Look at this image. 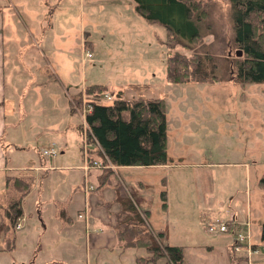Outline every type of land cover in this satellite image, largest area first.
<instances>
[{
    "label": "rangeland",
    "instance_id": "1",
    "mask_svg": "<svg viewBox=\"0 0 264 264\" xmlns=\"http://www.w3.org/2000/svg\"><path fill=\"white\" fill-rule=\"evenodd\" d=\"M20 1L21 5L23 1L27 3V0ZM193 1L199 9L204 11L200 15L201 19L197 21L199 36L187 47L178 45L176 49L185 55L193 53L201 56L208 55L207 69L210 74L219 78L216 82L208 79L204 82L190 81L184 84L167 83L164 67L167 48L165 30L162 26L147 23L141 16L135 15L132 0H99L97 4H83L81 10L73 0L52 11L49 33L54 40L56 50L53 51H55L54 55L57 58L55 62L62 77L60 79L67 89L70 83L72 87L77 88L70 98L58 84L53 82L47 85L44 91L37 93L44 118L40 129H48L38 140L37 146H40L41 142L47 145L49 141L58 138L60 131L65 133V137L55 141V155L51 156L53 157L51 164L58 170L48 171L44 178H41L42 173H40L34 181L38 188L33 186L31 189L32 177L28 174L23 176L25 174L18 175L13 171L11 175H6L10 180L8 182L10 189L14 188L11 182L14 178L21 179L29 185L30 192L23 195L25 197L22 201L26 220L34 221L36 216L32 211H35L34 206L37 200L43 202L49 200V197L61 201V205L64 204L72 219L71 223H66L60 231L54 227L55 225L51 226L52 231L49 236H55L57 239L48 238V240L59 242V237L62 236L64 241L59 243L58 255L49 253L44 255L63 258L67 261L74 258L78 262H81V258L87 260L90 257V264H134V260L137 264L138 258H145L146 264H158L160 260H163L161 263L165 264L163 257L148 262V259L153 256L143 248H122L117 245L114 235V229L117 226L115 217L117 207L112 202V195L109 194L114 185L120 184V181L116 178L114 166L108 161H103L98 155L99 152H96L98 156H95L94 150L97 147L90 145L86 140L87 157L93 154L88 160L96 163L89 168L96 166L98 170L92 171L94 185L88 186L85 192L87 193V190L93 187L88 195L93 194L92 196H96L97 200L91 201L89 197L88 208L85 207L83 214V194L80 189L73 191L75 186H80L82 180V172L76 168L80 165L79 146L84 145L83 140L80 144L81 138L75 128L83 124L81 120L88 102L85 88L89 84L97 83L106 85L108 91L105 94H108L110 98L116 92H120L126 99H133L139 93L145 96H150L149 92L159 94L158 97L164 100L165 115L167 114L172 129L176 130L173 132V138L167 143L174 148H182L181 145L189 146L193 152H198L197 155L190 157L196 156L194 161H198V155L204 154L207 160L221 163L192 166L184 160L182 164L177 161L178 165L168 168L126 171V175L121 177L124 178L127 186L135 187L134 184L141 181L140 183L145 184V189L142 191L147 189L144 194L148 195L145 205L147 210H145L141 204V198L137 200V197L142 195H135L132 192L135 195L136 200H134L130 190L120 184L127 197L134 203L144 223L143 226L138 225L135 228L133 226L135 220L129 214V219L132 218V220L125 221L128 226H133L134 231L139 227L147 229L157 243L156 246L165 243L162 235L155 231L166 232L171 241L170 246L181 248L180 264H227L228 255L229 258L233 256L235 259L248 250V233L244 234L247 237L241 243L239 242V245L232 244L231 250L236 251L233 253L226 247V242L223 243L218 238L220 237L218 234L205 231L208 221H229L233 213L240 218L248 214L255 234L258 233L260 221L264 216V192L258 181L264 173V83L233 82L235 67L242 60L243 53L233 42L229 0ZM28 7L31 12L35 11L29 5ZM18 10L23 16V22L19 20L18 27L19 30L24 31L25 24L28 25L32 18L29 15L30 11L22 7L23 13L19 5ZM41 13L43 11H36V15L43 18ZM137 19H140V25L137 24L140 22ZM83 33L84 35L90 33L94 38L92 53L86 49L88 42L84 40L85 37L79 41V34ZM81 42L84 53L85 51V54L90 53L87 60L83 57L84 72L81 71L77 57L81 52ZM59 48L65 49L66 52L57 51ZM238 52L239 55H237ZM65 53H72V55L67 58ZM92 55H94L93 58H91ZM44 62L46 61H35L41 64ZM75 63L78 64L76 74ZM211 64H214V68H211ZM25 92L29 91L25 90ZM104 102L108 101L104 100ZM25 124H27L26 121L21 126ZM5 125L8 127L9 135L16 132L14 128L9 127V121H6ZM20 130L14 139L15 144H24L22 146L25 147L35 145V142L26 144V138L31 137L39 129ZM21 133L24 134L22 139ZM81 133L82 137L85 133L83 127ZM62 141L66 143L65 148ZM61 150L63 154H60ZM22 154L26 159L29 158L34 162V154L31 152ZM22 159V157L12 158L15 163L23 161ZM241 161L250 166L249 170L244 163H236ZM61 167L66 169L59 170ZM24 170L29 173L26 168ZM95 174L99 175L98 179L94 178ZM39 178L41 179L38 180ZM161 179L164 181L166 179L163 187ZM72 185L75 186L72 187ZM21 186L19 185L21 190L25 189ZM161 191L166 193L165 207H162L163 193ZM15 192L19 196V192ZM23 196L18 201L19 206ZM10 204L8 203L9 207ZM111 205L114 206L111 207ZM52 206L50 203L46 211L50 221L53 220L51 213L56 209ZM9 207V213L13 214V209ZM91 211V216L94 218V221L91 218L93 226L87 221V215H90ZM203 212H206L205 216H207L205 221H201ZM11 218H9L10 224L12 223L11 225L15 228L18 227L19 223H15L17 217L12 221ZM235 221L240 223L238 219ZM93 230L100 236L105 232L108 235L111 233L114 236L112 241L114 245L111 248L105 246L98 251L89 250L90 238L88 237ZM239 233L242 234L241 232L237 234ZM228 235L231 236L230 233ZM209 245H213V249H208ZM139 250L143 255L136 257ZM50 252L53 253L56 250L51 249ZM259 257L260 264H264V257ZM234 259L233 264H236ZM84 260L82 262L85 264ZM238 264L245 263L239 261Z\"/></svg>",
    "mask_w": 264,
    "mask_h": 264
},
{
    "label": "crops",
    "instance_id": "2",
    "mask_svg": "<svg viewBox=\"0 0 264 264\" xmlns=\"http://www.w3.org/2000/svg\"><path fill=\"white\" fill-rule=\"evenodd\" d=\"M68 1L73 0H27L23 1L21 5L20 0H0V264H84L82 261L84 258H81L80 261L78 260H70L67 261L63 258L55 257V256H47L44 254H51V255H58V249L60 247L59 243H63L64 238L59 237V242L55 241L53 242L50 239H57L55 236H49L51 234L52 228L51 226H54L58 231L62 230L64 228V225L66 223H71L72 219L69 216L66 207L61 205V201H59L56 198L49 197V200H44L43 202H40V200H37L35 204V211H32L33 214H35L36 218L35 220H26L24 216V212L22 210V201L25 196H23L20 200V216H17L15 223H19L18 227H14L10 224V219L13 217V214H10L8 212V203L10 204L11 201L17 200L18 196L14 189H10L8 186V183L6 184V175H11L13 171L17 172V174H25L23 176H30L32 177L30 179V189L31 187H37L38 185H35V177L37 178L40 173H42L41 178L46 177L48 174V171H54L58 170L56 167L53 168V164H51L53 157H46L39 155L38 151L43 148H47L49 145L53 146L56 145L55 141L59 140L63 137H65V133H60L58 138L54 139L53 141H49L47 145L43 142H41L40 146H37L38 140L41 138V136L44 134V132L48 131V129H40V125H42V122H44V118L42 115V108L40 101L38 100V92H42L45 90V87L49 84L56 83L62 89L67 93V97L70 98L72 96V92H75L77 88L75 86L72 87V84L70 83V87L67 89L64 87V84L62 83L61 75L59 72L58 65L56 64L57 58L55 57V51L54 48V40L51 39L49 28L51 25V13L54 11V9H57L59 6L66 4ZM75 4L79 7L81 10L83 8V4H97L99 3V0H74ZM18 5L20 6V10L22 11V7L24 10L30 11L29 15L32 18L29 20V24H25L24 31L19 30V20L23 22L22 14L18 12ZM28 5L35 9V11H32L29 9ZM22 6V7H21ZM100 8V5H99ZM41 10L43 11L42 16L43 18H40V16L37 14L36 11ZM23 12V11H22ZM134 12V10H133ZM15 13V14H14ZM24 13V12H23ZM135 15H137L134 12ZM36 15V17H35ZM138 16V15H137ZM35 17V18H34ZM140 21V19H137ZM136 22V20H134ZM137 24H141V21ZM82 37H85V41H87V47L91 53L92 50L94 51V38L91 37L90 33H87L84 35V33L81 35L79 34V41L82 40ZM83 40V41H84ZM82 41V42H83ZM81 42V52L80 55L77 56L78 62L81 66V71L84 72V58L87 60L84 53L83 44ZM85 49V50H86ZM63 50L66 52L65 49H58L57 51ZM68 51H70L68 49ZM53 53V56L52 55ZM67 54V53H65ZM72 53L67 54V58H70ZM84 57V58H83ZM94 55L91 56L93 58ZM25 59V61H24ZM44 63H35V61H44ZM68 66L70 67V63L68 60ZM39 64V66L37 65ZM76 64V63H75ZM83 64V66H82ZM67 65V64H66ZM76 69H74V72L76 74L78 64L75 65ZM71 76V75H70ZM61 78V79H60ZM184 84V83H183ZM116 87V85L114 86ZM26 88V89H25ZM25 90H28L29 92H25ZM25 92V94H24ZM108 95V94H106ZM138 96L143 97H158L159 94H152L149 92L148 95L145 96L142 94H137ZM109 96V95H108ZM131 97V96H130ZM135 97V96H134ZM133 98V97H131ZM104 100H106L103 97ZM111 98H109L106 101H110ZM81 114V112H79ZM18 116V117H17ZM6 118H9L6 120ZM27 118V120H25ZM83 117L81 122L83 121ZM9 121L11 129H15L16 132L12 135L8 134V127H6L5 122ZM26 121L27 124L24 126H21V124ZM20 129H27L28 131H33L36 129H39L34 132V134L26 138V144L35 142V145H26L22 146L24 144H15V138L17 137L18 133L21 131ZM14 131V130H11ZM56 131V130H55ZM173 132H176L175 129H172V126L170 124V120L168 119V116L166 114L165 117V146H166V154L169 159H171L166 164H159V165H151V166H114L113 170L116 173V178L120 181V184L123 185L126 189L128 188L130 192L139 195H142L141 197H137V200H142L144 209H146V201L148 199V195L142 191L145 189V184L140 183L141 181H137L134 186H130V188L127 186V184L124 182V178H122V175H126V171L130 170H144V169H159V168H165V167H171L178 165L179 163L182 164V162L185 160L189 165L195 166V165H215V164H221L219 162H211L207 160V157L202 154V156L198 155V161H194L193 158H190L193 155H197L198 152H193L192 149L187 146L181 145L182 148H174V146H170L167 142L172 139ZM24 137V134L21 133V139ZM24 140V139H23ZM62 144L64 148L66 147V143L62 141ZM59 143V145H62ZM17 146H22V148H17ZM62 146V148H63ZM25 147V148H24ZM96 147V146H95ZM20 149V150H15ZM20 152V153H19ZM24 152H31L34 154L35 159L34 162L29 159L25 158V156L22 154ZM97 149L94 150V154H96ZM18 154H21L20 156ZM57 154V152H56ZM60 154H63V150L60 151ZM11 156V157H10ZM54 156V155H53ZM93 156V154H92ZM91 154L90 157L92 158ZM95 156H98L97 154ZM18 157H22L23 161L15 163L12 158L16 159ZM88 159H91V158ZM52 158V159H51ZM204 159V161H202ZM85 158L80 153V165L79 168H76V170H80L82 172V180L80 186H73L74 190L80 189L83 194V214L85 213L84 209L87 206L88 208V198L91 197L92 200H97L96 196L88 195L90 194L91 190H93V187L90 190L86 191V188L88 186L94 185L93 183V170H98V168L94 167H88L86 169L83 168L85 166ZM89 161V160H88ZM179 163H176V162ZM226 164L228 162H225ZM224 163V164H225ZM238 164L244 163L245 166L247 165L246 162H236ZM234 164V163H233ZM248 166V165H247ZM246 169L249 170L250 166ZM29 170V173H26L24 169ZM65 167L59 168V170H65ZM68 170H70L68 168ZM22 171V172H21ZM32 174V175H31ZM97 174L94 175V178L98 179ZM39 178L38 180H40ZM26 179V178H24ZM166 181V179H165ZM164 179H161V185L162 187L165 185ZM136 188V189H135ZM152 188V187H151ZM110 190V189H109ZM30 190L28 191V193ZM163 193V191H161ZM27 193V194H28ZM130 194L131 197L134 194ZM113 198V188L110 190V194ZM134 195V200L135 199ZM93 197V198H92ZM103 197V196H102ZM109 197V196H108ZM161 199L163 200L162 207H165L166 204V193L164 191L163 197L161 195ZM137 203V201H135ZM51 203V206L53 208H56L54 212L51 214L53 215V220H49V214L47 211V206ZM96 204V203H94ZM114 205H111L113 207ZM110 207V208H111ZM77 213H79V210H77ZM149 214V212H148ZM206 212L201 213V221H205L207 216H205ZM92 211L90 215H87V221L90 223L91 226H93L92 221H94V218L91 216ZM85 217V216H84ZM149 217V215H148ZM92 218V221H91ZM238 219L237 223L235 220ZM264 219V216H263ZM263 219H261L260 223H262ZM240 220V221H239ZM228 225V230L226 232L217 233L218 238L222 240V242H226L227 248L231 250V246L234 242L235 235H237L238 232H241L242 234L248 233V239L247 243L251 246V248H257L258 251L256 253H249V251H245L243 254L239 255L238 257L230 256L228 255L227 264H233V259L235 260L236 264H238L239 261L243 262L245 264H260L259 260L260 257H264L263 253V247L264 242H260L259 240V231L255 234V231L253 230V223L251 222V218L248 214H245L244 218H240V216H237L235 213L232 214L229 221H225ZM95 223V222H94ZM151 226V225H150ZM261 226V224H260ZM86 227V226H85ZM151 228L154 231V228L151 226ZM93 230L92 233H89L90 242L88 243V249L89 250H102L105 246H108V248H111L114 244L112 241L114 240V236L110 233L109 235L107 232L102 234L101 236L97 234V232ZM156 233H159L162 235V238H164V243L166 245H171V241L169 237L166 235V232L157 230ZM228 233L231 234V236L228 235ZM111 235V236H110ZM245 243V242H244ZM173 245H175V242H173ZM220 245V244H218ZM239 245V244H238ZM55 249L56 252L51 253L50 250ZM208 249H213V245H209ZM69 251H72V249H69ZM232 251V250H231ZM235 253L236 251H232ZM239 252V251H238ZM136 257L142 256V252L139 250L137 252ZM73 257V256H72ZM85 264H90L91 258L88 257V259L84 260ZM135 264V260L133 261ZM163 260L158 263L162 264Z\"/></svg>",
    "mask_w": 264,
    "mask_h": 264
},
{
    "label": "trees",
    "instance_id": "3",
    "mask_svg": "<svg viewBox=\"0 0 264 264\" xmlns=\"http://www.w3.org/2000/svg\"><path fill=\"white\" fill-rule=\"evenodd\" d=\"M132 5L134 12L147 23L158 24L165 30L167 48L164 67L167 83L219 80L207 69L208 55H185L176 49L178 45L187 47L199 36L197 21L204 11L193 0H132ZM229 5L233 42L243 53L242 60L235 67L233 82L264 83V0H229ZM211 68H214V64H211ZM85 90L88 102L83 113V124L75 128L81 138L80 144L83 127L85 140L97 147L98 155L103 161L114 166L145 167L166 164L171 160L166 154V115L162 98L140 95L126 99L120 92H116L105 103L103 95L108 91L106 85L89 84ZM79 151L84 156L82 145L79 146ZM87 152L86 149V154ZM38 153L42 155L40 150ZM258 181L264 192V173ZM5 182L7 184L10 180L6 177ZM11 182L13 189L19 192L18 199L11 201L9 207L13 209L12 221L20 215L18 201L28 192L29 185L16 178ZM19 185L25 189L21 190ZM127 196L120 184L114 185L112 202L117 207V226L114 229L117 245L122 248H143L153 256V259L150 256L148 262L163 257L165 264H180L182 252L179 246H156L157 243L147 229L139 227L134 231L133 226L136 228L144 223L134 203ZM129 214L135 220L133 226L125 223L132 220L129 219ZM259 240L264 242V219L260 226ZM136 261L137 264L147 263L145 258H138Z\"/></svg>",
    "mask_w": 264,
    "mask_h": 264
},
{
    "label": "built area",
    "instance_id": "4",
    "mask_svg": "<svg viewBox=\"0 0 264 264\" xmlns=\"http://www.w3.org/2000/svg\"><path fill=\"white\" fill-rule=\"evenodd\" d=\"M85 55L88 58L90 56V53H87ZM104 98L106 100H108L110 98V96H108V95L105 94L104 95ZM82 140L84 141V145H83L82 148L84 150V158H85V161H84L85 162V166H83V168L86 169L90 165L93 166L96 163H94V162L93 163H91V162L89 163V161H88L87 154H86L87 145H85L84 134L82 136ZM41 154L43 156L51 157V156L55 155V149H54L53 146H49L47 148H43V149H41ZM227 230H228V225H227V223L225 221H222V220L208 221L207 224L205 225V231L208 232V233L217 234V233L226 232ZM246 237H247V235H244V234L243 235L242 234L240 235V233L237 234V235H235V239H234L233 244L234 243H237L238 244L239 242L241 243L242 240L244 238H246ZM234 248L236 249V246ZM248 251H249V253L250 252L251 253H256L258 251V249L257 248H251V246L248 245ZM263 253H264V251H263Z\"/></svg>",
    "mask_w": 264,
    "mask_h": 264
},
{
    "label": "water",
    "instance_id": "5",
    "mask_svg": "<svg viewBox=\"0 0 264 264\" xmlns=\"http://www.w3.org/2000/svg\"><path fill=\"white\" fill-rule=\"evenodd\" d=\"M237 55H239V52L237 53Z\"/></svg>",
    "mask_w": 264,
    "mask_h": 264
}]
</instances>
